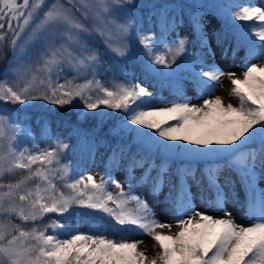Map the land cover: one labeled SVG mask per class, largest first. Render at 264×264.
<instances>
[{"label": "snow or ice", "instance_id": "1", "mask_svg": "<svg viewBox=\"0 0 264 264\" xmlns=\"http://www.w3.org/2000/svg\"><path fill=\"white\" fill-rule=\"evenodd\" d=\"M131 3L0 0V58L11 53L0 79V264H264V189L257 193L255 187L258 177L264 180V8L251 0L223 6L244 38L248 55L260 61L245 63L241 76L225 73L214 60L207 62L211 49L199 12L190 18L193 32L199 34L201 51L195 55L187 48V38L168 43L137 31L146 73L160 72L158 66L170 70L168 76L186 73L199 90L197 98L209 97L199 105L185 98L159 100L165 106H157L153 93L133 82L123 67L121 80L106 85L97 78L102 57L96 42L118 59L133 55L129 40L134 25L119 15ZM237 51L233 48L232 55ZM225 75L229 95L238 104L211 96ZM77 99L89 112L99 109L101 117L109 115L106 110L120 113L119 128L135 133L149 157H161L159 163L132 157L126 169L128 190L110 173L97 180L73 169L64 162L69 146L60 140L43 148L34 138L30 147L22 145L20 125L2 114L9 105L43 100L65 106ZM172 157L206 162L203 176L214 197L209 202L227 218L196 210L187 178L163 196L177 217L174 224L161 221L154 208L131 191L135 180L159 199L171 183L166 177L171 175ZM137 169L138 179L132 175ZM177 172L191 176L200 187L194 170ZM226 172L235 173L249 189L254 222L248 226L237 224L224 208L225 186L235 184ZM5 177L18 178L5 182ZM50 214L54 217L44 223ZM73 215L90 221V229L103 231L83 232L55 218ZM117 233L119 239L114 238ZM133 235L150 237L159 250L148 256L139 247L143 241L130 239Z\"/></svg>", "mask_w": 264, "mask_h": 264}, {"label": "trees", "instance_id": "2", "mask_svg": "<svg viewBox=\"0 0 264 264\" xmlns=\"http://www.w3.org/2000/svg\"><path fill=\"white\" fill-rule=\"evenodd\" d=\"M235 2L246 3L249 0H132V3L123 8L119 15L121 19H130L134 25L133 33L129 40L133 55L127 59L117 58V64L122 65L121 68L126 69L130 74L131 80L134 75L153 77V84L156 90V96H154L153 100L158 99L164 92H181L185 87L198 90L186 73H182L179 76H168L160 72L146 73L138 54V50L142 49V46L139 45L135 37L138 31L140 34H153L158 40L164 38L165 34L177 27L179 21L191 26V15L199 12L200 9L211 10L221 19L220 26L212 32V48L225 53L232 59L240 61L243 65L250 60H256L248 55V46L244 38L237 33V30L233 27L231 17L227 14L226 7H223ZM251 3L262 6L264 5V0H251ZM200 5L204 7H199ZM247 23L252 24L253 22ZM193 37L194 40L198 41L196 34ZM95 46L99 48L104 59L103 67L99 69L97 78L108 85L113 78L111 77L112 75L109 77L108 72H105L104 69L109 61L116 57L112 53L107 52L103 44L96 42ZM233 48L238 49L235 56L232 55ZM136 51L137 55H135ZM6 64L5 60L0 62V79L4 78L3 74L7 69ZM173 67L175 68V65ZM121 76L122 74H120ZM106 77H108L107 80ZM106 111L109 112V115L103 117L98 115L99 109L95 112H89L83 109V105L78 99L72 105L65 106L52 105L46 101L38 100L18 107L9 105V111L2 114L9 115L13 123L20 125L22 131L19 133V139L24 146L30 147L32 138L41 148L52 144L53 140H60L67 144L71 148L70 153H73V155L66 154L64 162H67L73 169L78 171L88 172L91 169L90 167L94 165L93 169L107 176V174H112L117 169H123L126 181V169L132 157L135 156L139 159L144 156L149 162H151L152 158H155L157 163H159L161 157H149L147 151L136 140L135 133L119 128L120 113H114L111 110ZM132 127L135 128L136 126ZM24 129H27L30 136L25 134ZM46 142H50V144L46 145ZM190 147L193 146L190 145ZM254 147L256 146L254 145ZM169 162L171 164V175L166 177V180L171 183H166V194L169 187L185 179V174L183 172L178 173L177 169L186 168L189 171L194 170L196 172V180L201 182L200 191L205 192L208 197L212 195L207 190L206 178L203 176L206 167L205 161L172 157L169 158ZM218 163H223V161H218ZM257 171L259 172V166ZM231 174L232 179L237 183L238 177H236L235 173ZM132 175L138 179L140 170L136 173L133 171ZM152 175H156L155 171H153ZM17 178L5 177V182L9 179L15 180ZM128 178L130 179V177ZM132 183L135 186H143L136 184L135 180ZM53 217L54 214H50L49 217L45 218L44 223H47ZM55 218L60 219L62 223L70 224L73 229L78 228L83 232L91 230L94 233H99L103 231L90 229V221L81 216L73 215L71 217ZM106 234L110 237L113 236L111 230H108ZM135 236L139 235L131 237Z\"/></svg>", "mask_w": 264, "mask_h": 264}, {"label": "rangeland", "instance_id": "3", "mask_svg": "<svg viewBox=\"0 0 264 264\" xmlns=\"http://www.w3.org/2000/svg\"><path fill=\"white\" fill-rule=\"evenodd\" d=\"M152 1H155V0H152ZM262 8H264V6ZM200 14L203 16L202 22L204 24V32L206 33V36L208 37L207 41L209 43H211L212 37L210 36V34L215 28H217V26L219 24V20H218L217 16H215L210 10H207V9L201 10ZM178 38H187V41H188L187 48L191 54L195 55L197 52L201 51L198 43L192 40L190 26L185 25L183 23H179V25L175 29H173L168 35L165 36L164 40H166L168 43H171ZM135 55H137V51H136ZM8 56L9 57L0 58V62H3L4 60L7 62L6 68H8V59L11 57L10 52L8 53ZM101 57H102V64L98 68V71L100 68L103 67L104 59H103L102 54H101ZM117 60H118L117 58H112L109 61V63L106 65L104 70H105V72L106 71L108 72L109 76L112 75L111 77L113 79L121 80V79H123L122 76L120 77L122 65L117 64ZM207 60H208L207 62H209V63H211L214 60L215 63L222 70H224L225 73L235 72L237 76H241L242 71L244 70L243 65L239 64L234 59L228 58L227 56H219L217 50L208 54ZM251 63H260V61L251 62ZM159 68L162 71L166 70L163 68V66H159ZM68 75L71 76L72 73L69 72ZM107 79H108V77H106V80ZM221 79L223 81L222 85L217 86L215 88V90L211 93V96L214 97V96L219 95L223 98L225 103L232 102L233 104H236L238 102V99L229 95V90H230L231 84H230L228 76L225 75ZM134 80H137L136 83L143 84L145 87L148 88V90L150 92L153 93L154 89H153L151 77L139 75L137 77H134ZM198 96H199L198 91L187 88L181 94L166 93L160 100H165V101H168L169 103H171V102H182L185 98H187L190 103L199 105V104H202L204 98H209L208 96L197 98ZM158 101L154 102L153 104L157 105V106H165V105L158 104L157 103ZM53 141H55V140H53ZM53 141H52V143H53ZM47 144H50V142H48V143L46 142V145ZM70 152H71V148L68 147L65 151V155L66 154L73 155V153H70ZM90 168L91 169L94 168V165L91 166ZM89 172L94 177H96L97 180H99V178L101 176H104L102 173H100L99 171L94 170V169L90 170ZM226 174L232 176L231 173L226 172ZM123 176H124L123 170H116L115 172L112 173V177L114 179L120 181L121 183H123L124 188H125V186L127 188V183H125V181L123 180ZM187 179L189 181V185L191 186V191L194 192V191L198 190L199 187L197 186V183L195 181H193V179L191 177H188ZM221 180H223V178H221ZM255 187H256V192L259 193V191L261 189H264V180H262L258 177L256 180ZM126 188H125V190H126ZM166 188L167 187L165 185V187L163 189V193H165ZM230 189H231V191H230V193H228L229 197L225 196L226 203L224 204V208L228 212L231 213L232 217L234 218V220L237 224L248 226L249 224L254 222V219L249 217V216H245L246 208L244 206V201H243V197H242L243 191L240 189L239 184L232 185L230 187ZM111 190L114 191L116 189L112 188ZM224 192L226 194V190H224ZM231 192H233V194H231ZM133 193L138 194V196L145 199L148 202V204L154 208V210L157 213V216L159 217V219L161 221H167L169 223L174 224V221H175V219H177V217L169 211V209L165 206L164 200H162L161 197L159 199H157V198L153 197L152 195H150L149 190H147L145 188V186L140 191H137L134 189ZM209 201L204 202V201H200V200H193L192 203H195L193 205L195 206L196 210L206 212L207 214L212 215L216 218H221L222 216H225L223 211L217 210ZM176 230H177V228L174 225L172 231L175 232ZM161 231L167 232L168 230L163 229ZM115 236L118 237L119 234L117 233ZM131 239L143 241V243L140 244L139 247L142 250H145L148 256L155 255V253L159 250L158 248L153 247L154 241L148 236H142V237L138 236V237H134Z\"/></svg>", "mask_w": 264, "mask_h": 264}]
</instances>
